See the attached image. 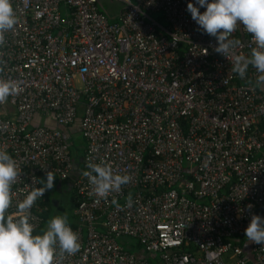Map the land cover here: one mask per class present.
<instances>
[{
	"label": "built area",
	"instance_id": "1",
	"mask_svg": "<svg viewBox=\"0 0 264 264\" xmlns=\"http://www.w3.org/2000/svg\"><path fill=\"white\" fill-rule=\"evenodd\" d=\"M121 1L109 20L97 0H11L18 22L0 45V78L21 90L0 104V150L21 174L9 213L47 171L70 176L60 126L79 117L86 146L68 224L81 248L57 264H156L124 248L123 235L158 253L157 264H264V245L245 236L251 216L264 217V131L254 128L264 120V91L214 51L189 0ZM241 28L233 38L247 55L255 44ZM255 75L250 67L247 77ZM89 161L132 181L99 198L82 175ZM48 208L45 191L30 210L34 230Z\"/></svg>",
	"mask_w": 264,
	"mask_h": 264
},
{
	"label": "clouds",
	"instance_id": "2",
	"mask_svg": "<svg viewBox=\"0 0 264 264\" xmlns=\"http://www.w3.org/2000/svg\"><path fill=\"white\" fill-rule=\"evenodd\" d=\"M200 8L205 10L201 12ZM187 11L204 33L216 39L214 51L231 62V71L254 90L264 91V0H189ZM17 22L11 0H0V45L5 42V33L14 30ZM238 27L251 34L255 44L247 55L238 51L241 42L233 38ZM250 67L255 69L254 80L247 77ZM20 90L18 82L0 78V104ZM87 168L82 175L88 179L92 193L105 200L132 181L130 174H117L104 161H89ZM20 174L16 160L0 150V264H57L58 256L77 253L81 248L80 236L68 224L67 216H53L40 234H34L30 222L32 206L54 186L56 176L51 170L46 172V180L37 181L39 187L16 204V213H9L12 185ZM112 203H117L115 197ZM245 236L249 243L264 245V217L253 214Z\"/></svg>",
	"mask_w": 264,
	"mask_h": 264
},
{
	"label": "rangeland",
	"instance_id": "3",
	"mask_svg": "<svg viewBox=\"0 0 264 264\" xmlns=\"http://www.w3.org/2000/svg\"><path fill=\"white\" fill-rule=\"evenodd\" d=\"M97 6L98 10L102 11L109 20H117V17L120 15L122 9L124 8V2L121 0H97ZM153 16L157 17L158 15H161L160 12H152L151 13ZM162 21H164L163 17H160ZM54 121V119H53ZM41 123H49L50 120L46 119L44 116L39 120ZM47 123V124H48ZM70 152L72 156H76L77 154H82L83 148H84V143L85 139L82 136V133L80 130L76 131H70ZM80 163V162H79ZM57 176V175H56ZM58 177V176H57ZM49 195L52 198L55 199H61L62 201V211H56V207L52 206V209L48 215V218L44 221V228L47 226V222L56 215H61V216H67V218L71 216V208H72V200H71V192L66 193L63 190L60 192L58 189H56L54 186L49 189ZM67 219V220H71ZM118 241L121 243V245L133 252L139 251L142 252L144 255H147L150 261L153 263H158L157 261L159 260L158 253L156 252H147L144 249H142V245L138 242V239L134 236L130 235H123L118 238Z\"/></svg>",
	"mask_w": 264,
	"mask_h": 264
},
{
	"label": "crops",
	"instance_id": "4",
	"mask_svg": "<svg viewBox=\"0 0 264 264\" xmlns=\"http://www.w3.org/2000/svg\"><path fill=\"white\" fill-rule=\"evenodd\" d=\"M40 116H41V114L36 113L35 116H34V120L35 121H38ZM46 119H49L50 120L49 123L47 122L49 125H51V126H57L56 123H55V121H53V118L52 117H49V118L46 117ZM62 127H64V126H60L61 129H62ZM77 127L79 128L78 125H77ZM73 162H74L73 170H72V172L70 173V176L67 179H60V178H58L55 175L56 177H55V180H54V187L56 189H58L60 192L62 190L64 192L66 191V193L71 192V200H72L71 216H72V218L70 216L67 218V219H70L71 218V220H67L68 223H70V222L71 223H75L76 222V215L74 214V211H73V208H74V191H73V188H72V180L82 170V161H80V163H79L77 160L74 159ZM46 192H47V195L46 196H47V199H48V202H49V208H48L49 209V213H50V211L52 209V206H55L56 207L55 213L58 212V211H62L63 208H62V201H61V199L52 198L49 195V190H46ZM137 252L138 251H135V253H137ZM157 262H159V260Z\"/></svg>",
	"mask_w": 264,
	"mask_h": 264
},
{
	"label": "trees",
	"instance_id": "5",
	"mask_svg": "<svg viewBox=\"0 0 264 264\" xmlns=\"http://www.w3.org/2000/svg\"><path fill=\"white\" fill-rule=\"evenodd\" d=\"M78 121H79V117H77L75 119V122L72 124V125H68V126H64L62 127V131L64 133V136H65V140L70 143L71 140L69 141V138H70V131H76V130H79V128L77 127L78 125ZM257 132H262L264 131V120H260L259 124H257L255 127ZM86 146V141L84 143V148ZM84 148H83V151H84ZM69 149H70V146H69ZM71 153V152H70ZM72 155V154H71ZM82 156H83V152L82 154H77L76 156H72L73 157V160H77L78 162L82 161ZM46 195H47V192H46ZM46 201L48 203V206H49V202H48V199H47V196H46ZM48 214H49V209L48 210H45L43 213H42V216H43V221L41 222L40 226L34 230V234H40L42 233V231L44 230V221L48 218ZM71 223V222H70ZM71 224H75V223H71ZM245 243V241L243 242V244Z\"/></svg>",
	"mask_w": 264,
	"mask_h": 264
}]
</instances>
